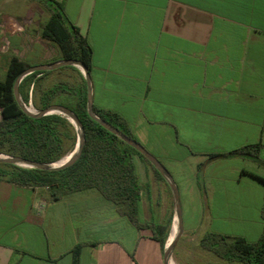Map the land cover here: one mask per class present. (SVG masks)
Instances as JSON below:
<instances>
[{"label": "crops", "instance_id": "obj_1", "mask_svg": "<svg viewBox=\"0 0 264 264\" xmlns=\"http://www.w3.org/2000/svg\"><path fill=\"white\" fill-rule=\"evenodd\" d=\"M56 1L91 46L94 105L122 115L171 173L180 199L186 192L183 232L256 241L264 147L261 162L221 154L264 145V0ZM49 16L42 0H0L5 70L14 55L40 64L59 54L41 35ZM202 192H222L228 209L214 216ZM148 202L141 219L161 223ZM77 244L78 264H165L152 230L135 227L98 189L51 201L45 188L0 178V264H73Z\"/></svg>", "mask_w": 264, "mask_h": 264}, {"label": "trees", "instance_id": "obj_2", "mask_svg": "<svg viewBox=\"0 0 264 264\" xmlns=\"http://www.w3.org/2000/svg\"><path fill=\"white\" fill-rule=\"evenodd\" d=\"M50 11L48 20L40 25L41 35L58 45L59 57L55 60L77 59L91 71L92 49L77 26L66 19L61 3L42 0ZM27 67L18 56H12L6 73L0 78V153L22 156L39 162H54L71 152L77 143L78 131L74 124L62 114L51 113L41 117L28 114L15 96L14 84L17 76ZM71 70L76 75L59 77L48 82L55 73ZM19 93L24 103H31L40 110L50 104H61L70 108L84 128L82 153L71 165L59 170L24 167L12 163H0V178L12 183L45 188L48 199L58 200L65 194L87 188H96L117 206L138 229L150 228L153 238L164 247L170 220L156 223L140 217V199L144 186L139 182L134 156L146 161L157 178L160 171L136 148L107 129L88 113L87 83L79 68L64 65L50 70H38L27 74L19 84ZM95 114L115 126L129 137L136 139L127 121L118 112L93 105ZM138 141V140H137ZM262 143L247 144L221 155H241L258 162ZM261 214L264 220V204ZM199 245L223 259L226 264H264V228L256 241L242 236L207 232ZM81 244L73 248L74 261L78 264Z\"/></svg>", "mask_w": 264, "mask_h": 264}, {"label": "water", "instance_id": "obj_3", "mask_svg": "<svg viewBox=\"0 0 264 264\" xmlns=\"http://www.w3.org/2000/svg\"><path fill=\"white\" fill-rule=\"evenodd\" d=\"M64 65H74L78 67L82 73L84 74L86 78L87 83V109L88 113L91 117H93L95 120H97L99 123H101L103 126H105L107 129L114 132L117 136H119L121 139H123L125 142L136 148L140 153H142L162 174L163 177H165L168 181V184L172 190L174 200H175V206H176V216H177V232L171 241V243L167 246L165 243V250H164V263L169 264V258L172 257V251L178 242L182 232H183V219H182V208H181V199L180 194L177 188V185L171 175V173L168 171V169L164 166V164L151 152H149L139 141L129 137L125 133H123L121 130L116 128L115 126L111 125L107 121L99 118L93 109V94H92V84H91V76L90 72L88 71L87 66L84 62L77 60V59H63V60H57L54 62H46V63H40V64H34L26 67L16 78L15 84H14V91L15 96L18 102L21 104V107L30 115L34 117H41L46 114L51 113H58L65 116L67 119H69L74 126L76 127L78 131V139L76 146L73 150V154L63 163H59L61 159L54 161V162H39L35 160H30L27 158H24L22 156H13V155H7L0 153V163H12L19 166L24 167H34V168H40L45 170H59L62 168H65L69 165H71L73 162L79 158V156L82 153L83 145H84V128L77 117V115L67 106L61 105V104H50L47 107L36 110L34 112L30 111L27 107V105L22 101L21 95L19 93V84L21 80L29 73H32L34 71L38 70H50L55 69ZM72 119V120H71ZM171 229V228H170ZM230 264H249V263H230Z\"/></svg>", "mask_w": 264, "mask_h": 264}, {"label": "rangeland", "instance_id": "obj_4", "mask_svg": "<svg viewBox=\"0 0 264 264\" xmlns=\"http://www.w3.org/2000/svg\"><path fill=\"white\" fill-rule=\"evenodd\" d=\"M58 57L59 54H57V56H55L52 59L46 61H40V62H54L53 60L57 59ZM22 60L27 64V67L30 65H34L32 62L28 60H24V59ZM2 66L3 65L0 60V78H3L6 72V70ZM59 77H70L71 79H74L76 75L73 73V71L67 70L53 74L52 76H50L48 82L56 80V78ZM26 105H32V104L28 103ZM33 110L36 111L38 109H36L33 106ZM73 150L71 152H73ZM137 158L138 157H134V163L137 168L139 182L145 186V191L142 192L140 199L141 217H147V216L149 217L150 208L148 201H150L152 207L155 210L156 209L160 210L159 214H160L161 222L166 223L170 220L169 226L171 228L172 222L174 221V219L177 218V216H176V206H175L174 196L168 184V181L167 179H165V177H163V180L157 179L156 177L153 180L151 178H147V173L145 174V172L147 171L148 168L151 169V167L146 161H141L139 163V160ZM168 167L173 169L172 166H168ZM185 193L186 192H184L181 188V199L186 214L187 204L185 199ZM149 196L150 199L148 198ZM202 197H203V206L210 204L214 216H218L219 215L218 213H220L223 209L225 210L228 209L225 206H224L225 208L222 206V203L225 201L222 192H202ZM233 198L234 197L232 195L230 194L228 195L229 200H233ZM233 209L234 207L230 208V210ZM145 214L147 216H145ZM172 257L177 262V264H226L223 259L219 258L213 252L202 248L199 245L198 239L193 234L184 233V232H182L178 242L176 243L172 251Z\"/></svg>", "mask_w": 264, "mask_h": 264}, {"label": "bare ground", "instance_id": "obj_5", "mask_svg": "<svg viewBox=\"0 0 264 264\" xmlns=\"http://www.w3.org/2000/svg\"><path fill=\"white\" fill-rule=\"evenodd\" d=\"M28 109L32 112H34L33 110V106L32 105H27ZM72 120V119H71ZM78 133V132H77ZM73 154V152L71 153H68L66 155H64L62 157V159L60 161H58L59 163H63L65 162L66 160H68V158ZM177 232V219H174V221L172 222V225H171V229H170V232L168 234V237H167V240H166V245L168 246L171 241L173 240L175 234ZM169 264H177V262L173 259V257H170L169 258Z\"/></svg>", "mask_w": 264, "mask_h": 264}]
</instances>
